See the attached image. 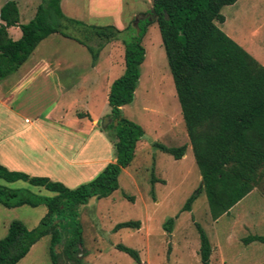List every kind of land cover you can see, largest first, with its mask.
<instances>
[{
  "label": "rangeland",
  "instance_id": "obj_1",
  "mask_svg": "<svg viewBox=\"0 0 264 264\" xmlns=\"http://www.w3.org/2000/svg\"><path fill=\"white\" fill-rule=\"evenodd\" d=\"M15 1L22 23L33 16L41 2ZM61 5L67 18L83 24L64 21L67 26L65 31L78 39L84 40L88 34L86 25L112 24L121 30L115 39L104 43L94 62L84 45L59 33L47 36L33 55V58H63L62 67L68 66L72 72L60 80L67 91L59 101L64 102L65 109H68L66 114L62 113L61 123L84 130L91 119L97 118L96 127L111 146L108 149L99 146L98 154H93L92 158L98 161L88 163L86 168L89 173L76 183L67 182L69 187L94 178L103 168H99L102 159H108L107 163L115 160L114 130L110 125L109 128L102 127L105 118L111 117L106 100L107 88L124 72L125 44L139 36L145 51L133 100L121 108V115L140 125L143 135L136 143L131 163L122 168L117 176V189L104 198L91 197L80 206L78 221L82 247H78L76 254L82 255L78 264H203L196 224L203 229L211 245L208 264L263 263L264 243L254 241L244 244L242 239L248 234H264V177L258 186L217 220L210 216L204 191L194 199L190 210H182L186 200L198 191L201 176L186 133L159 28L150 16L151 0H62ZM220 12L225 21L216 22L217 26L247 43L257 58L263 61L264 0H238L223 6ZM99 43L96 37L88 40V44L95 49ZM90 65L96 66L94 75L90 72ZM53 97L48 95L43 103L44 109L52 105ZM75 98L82 101L75 103ZM84 112L88 113V118L85 116L82 119L78 114ZM27 117L34 119L32 113H28ZM76 121L80 124L73 123ZM68 126L63 128L71 130ZM55 137L59 145L60 137ZM64 141L61 150L63 154L70 155L69 141ZM155 143L167 147L185 145L184 155L176 159ZM90 169L96 172L91 175ZM0 184L19 189L23 194L30 191L40 196L52 195L43 187L32 186L22 180L7 183L0 179ZM45 213L43 204L35 207L27 204L6 207L0 204V239L6 235L11 221L19 220L31 229L39 224ZM171 218L173 223L168 232L165 225ZM129 220L139 221V228L115 227ZM118 244L135 250L138 260L118 249ZM49 249L50 237L44 235L16 264H52ZM57 253V264H75L64 256L63 248H57Z\"/></svg>",
  "mask_w": 264,
  "mask_h": 264
},
{
  "label": "trees",
  "instance_id": "obj_2",
  "mask_svg": "<svg viewBox=\"0 0 264 264\" xmlns=\"http://www.w3.org/2000/svg\"><path fill=\"white\" fill-rule=\"evenodd\" d=\"M237 0H151L152 20L157 23L167 63L173 78L186 133L193 157L199 168L201 181L195 194L185 202L182 210H190L197 195L204 191L210 216L217 220L245 197L264 177V66L248 51L223 32L216 24L224 21L221 8ZM167 14V17H165ZM0 80L4 79L28 58L47 36L59 33L77 40L91 53L94 62L104 43L121 32L116 26L86 25L84 40L65 30L68 24L83 25L67 18L60 0H41L35 13L26 23H19V12L14 0H7L0 8ZM18 26V39L8 36L7 28ZM92 37L99 39L98 48L88 44ZM145 51L139 36L125 44L124 72L114 79L107 93L115 140V160L107 163L91 180L75 187L46 176H30L7 169L0 164V179L10 183L26 181L43 187L50 196L30 191L26 194L0 184V204L16 207L23 204L35 207L43 204L46 213L34 228L13 220L7 233L0 239V264H16L42 236L50 237V257L57 264V248L69 262L78 264V247H82L79 208L91 197L104 198L117 189V176L134 156L143 129L123 117L121 108L132 102L139 79V68ZM84 114L79 113V117ZM117 124L113 125V120ZM178 159L184 155L185 145L167 147L155 143ZM153 180H155L153 178ZM173 223L168 220L169 232ZM139 221H125L115 227L139 228ZM199 254L208 264L211 254L209 239L200 225ZM264 243V234H248L242 242ZM117 248L138 260L135 250L118 244ZM261 264H264L261 263Z\"/></svg>",
  "mask_w": 264,
  "mask_h": 264
},
{
  "label": "crops",
  "instance_id": "obj_3",
  "mask_svg": "<svg viewBox=\"0 0 264 264\" xmlns=\"http://www.w3.org/2000/svg\"><path fill=\"white\" fill-rule=\"evenodd\" d=\"M6 1L0 0V8ZM61 3L62 0H60L62 10ZM0 23H2L1 19ZM19 23H22L20 19ZM7 33L13 40L21 35L18 26L8 27ZM227 35L264 66V60L258 59L256 53L246 45L247 43L234 38L229 33ZM40 43L16 71L0 80V164L9 170L24 172L30 176H46L69 187L67 182L76 183L84 174L89 173L86 168L88 163L95 164L98 161L92 158L93 154H98L99 146L106 149L111 146L103 132L96 127L99 122L97 118L91 119L84 130L78 126L72 128L61 123L64 117L62 113L66 114L68 109H65L64 102L59 101L67 91V87L60 80L66 78L70 70L68 66L62 67L63 58L43 56L33 58ZM89 68L94 75L96 66L90 65ZM48 95L54 96L53 103L44 109L43 103ZM79 101L82 100L74 99L75 103ZM67 107L73 109L71 105ZM28 113H32L33 120L27 117ZM82 114L83 117L88 118L87 112ZM110 119L112 120L111 117ZM73 123L80 124V121ZM63 126H68L71 130ZM55 136L60 137L59 145ZM64 140L69 141L70 155H66V152L63 154L61 150V147H64ZM114 140L112 139L113 144ZM102 160L100 169L108 162V159ZM95 169H90L91 175L96 172Z\"/></svg>",
  "mask_w": 264,
  "mask_h": 264
},
{
  "label": "water",
  "instance_id": "obj_4",
  "mask_svg": "<svg viewBox=\"0 0 264 264\" xmlns=\"http://www.w3.org/2000/svg\"><path fill=\"white\" fill-rule=\"evenodd\" d=\"M152 11H153V8H151V12H150V14L152 13ZM165 17L166 18H168L167 17V14H165ZM112 120L110 119V118H105V121L102 123V127H106V125L108 124V123H110ZM117 119H114L113 120V123H114V125H116L117 124Z\"/></svg>",
  "mask_w": 264,
  "mask_h": 264
}]
</instances>
